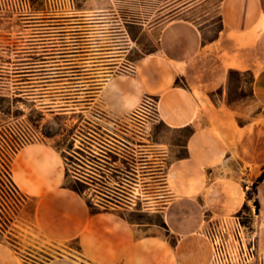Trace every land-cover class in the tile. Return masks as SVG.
I'll use <instances>...</instances> for the list:
<instances>
[{
	"label": "crops",
	"instance_id": "0c3cea01",
	"mask_svg": "<svg viewBox=\"0 0 264 264\" xmlns=\"http://www.w3.org/2000/svg\"><path fill=\"white\" fill-rule=\"evenodd\" d=\"M208 1H185L149 25L147 31L157 32L155 49L137 58L131 71L120 54L88 105L118 125L145 98L155 97L160 122L172 129L192 128L184 156L166 165L164 193L146 202L148 208L134 209L142 198L132 186L125 204L93 209L81 192L65 184L63 149L49 141L27 144L12 158L11 178L28 203L25 216L42 244L54 246L57 254L39 262L26 255L21 242L0 240V264L211 263L206 224L247 205L243 175L255 179L264 166V121L239 124L238 112L214 99L230 72L249 71L252 101L264 109V0H218V30L205 38L206 27L186 15ZM108 3L96 0V11ZM177 78L184 86L175 84ZM106 143L129 142L111 137ZM107 151L99 145V170L107 165L120 173L121 155L115 153L118 158L110 162ZM150 209L158 220L129 216Z\"/></svg>",
	"mask_w": 264,
	"mask_h": 264
},
{
	"label": "rangeland",
	"instance_id": "374dc122",
	"mask_svg": "<svg viewBox=\"0 0 264 264\" xmlns=\"http://www.w3.org/2000/svg\"><path fill=\"white\" fill-rule=\"evenodd\" d=\"M108 1L102 11H96V0H0V156L7 164L11 156L6 142L33 129L39 141L63 149L65 184L81 192L93 209L125 204L132 186L142 198L134 209H146L151 205L146 202H152L156 193H164L166 165L184 154L188 130L167 127L154 110L148 113L141 105L118 125L88 105L120 54L122 65L131 71L137 58L156 47L157 32L147 31L148 26L188 0ZM186 16L206 27L205 38L214 37L219 27L218 0ZM252 78L249 71L231 72L224 89L214 93L215 100L238 112L239 124L253 118L264 121V109L252 101ZM111 137L129 143L115 147L106 143ZM96 143L113 156L110 162L118 158L115 153L121 155L120 173L107 165L104 171H96ZM1 164L0 160V171ZM243 177L248 204L234 214L210 219L205 229L223 231L228 245L226 262L236 263L242 253L235 250L231 232L238 222L244 245H254L241 264H264V166L257 178L246 173ZM1 183L0 179V240L21 242L26 255L38 257L39 262L56 255L57 249L42 244L25 216L26 199L20 193L11 194ZM129 216L158 220L151 209Z\"/></svg>",
	"mask_w": 264,
	"mask_h": 264
},
{
	"label": "built area",
	"instance_id": "2783aa9c",
	"mask_svg": "<svg viewBox=\"0 0 264 264\" xmlns=\"http://www.w3.org/2000/svg\"><path fill=\"white\" fill-rule=\"evenodd\" d=\"M132 69V67H131ZM142 109L145 110L148 113H151L153 110L155 111L156 108V103L151 97H147L143 100V102L140 104ZM39 141V135L38 133L33 130V129H27V131L22 132L21 135H19L13 142H10V144H7L8 151L10 154V159L8 160V163L5 164L3 162V154L0 156V160L2 161L3 164H1V171H0V179H1V186L3 187L2 184H5L7 186V189L10 191L11 194L14 193H19L18 189L16 188L15 184L12 181L11 178V161L13 156L25 145L38 142ZM99 144V143H96ZM100 145V144H99ZM94 154H98V147H96V152L93 151ZM91 156H94L91 154ZM5 165V166H4ZM98 166L96 167V171L100 173V171L104 170H99V162L97 164ZM242 228L241 225L236 222L232 226V236L236 242V246H234L235 250L239 252L241 251V256L246 260L247 255L251 254L252 250L254 249V245H251L249 248L248 246L246 247L244 245V242L242 241ZM206 237L208 238L211 246H212V260L210 264H229L227 263V255H228V245L227 241L225 239L223 231H220L218 228L212 227L208 228L205 231ZM242 257H239V259L234 262H230V264H241L244 260H242Z\"/></svg>",
	"mask_w": 264,
	"mask_h": 264
},
{
	"label": "trees",
	"instance_id": "16d2710c",
	"mask_svg": "<svg viewBox=\"0 0 264 264\" xmlns=\"http://www.w3.org/2000/svg\"><path fill=\"white\" fill-rule=\"evenodd\" d=\"M132 21H136V20H132ZM153 51V50H152ZM152 51H150V52H152ZM231 73V72H230ZM175 84L176 85H181V86H184V84H181L180 83V79L179 78H177L176 80H175ZM183 129H187L188 130V135L189 134H191V132H192V128L191 127H186V128H183ZM184 156V154L182 155V156H180L179 158H181V157H183Z\"/></svg>",
	"mask_w": 264,
	"mask_h": 264
},
{
	"label": "flooded vegetation",
	"instance_id": "af4514ba",
	"mask_svg": "<svg viewBox=\"0 0 264 264\" xmlns=\"http://www.w3.org/2000/svg\"><path fill=\"white\" fill-rule=\"evenodd\" d=\"M75 51H77V50H75ZM26 71H30V69H27Z\"/></svg>",
	"mask_w": 264,
	"mask_h": 264
},
{
	"label": "bare ground",
	"instance_id": "6f19581e",
	"mask_svg": "<svg viewBox=\"0 0 264 264\" xmlns=\"http://www.w3.org/2000/svg\"><path fill=\"white\" fill-rule=\"evenodd\" d=\"M168 1V0H167Z\"/></svg>",
	"mask_w": 264,
	"mask_h": 264
}]
</instances>
